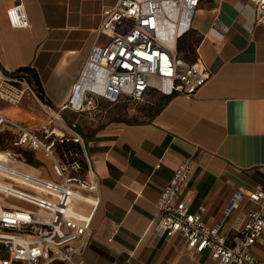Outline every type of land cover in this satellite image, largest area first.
I'll list each match as a JSON object with an SVG mask.
<instances>
[{
	"label": "crops",
	"instance_id": "0c3cea01",
	"mask_svg": "<svg viewBox=\"0 0 264 264\" xmlns=\"http://www.w3.org/2000/svg\"><path fill=\"white\" fill-rule=\"evenodd\" d=\"M116 1L0 0V68H30L48 104L61 106L92 46L106 40L99 32L103 11ZM17 3L29 19L26 27L7 19L6 8ZM184 35L192 39L191 62L199 60L210 71L194 94L152 88L136 111L143 116L138 120L117 113L125 95L116 102L97 98L93 110H62V117L84 121L79 128L100 202L84 251L73 261L43 264H218L208 251L194 256L180 233L158 236L155 230L160 192L186 158L192 167L177 198L228 240L240 234L256 205L236 191L264 186V21H256L249 0H201ZM24 104L0 102V110L21 116L29 127L46 119ZM251 252L264 262V230Z\"/></svg>",
	"mask_w": 264,
	"mask_h": 264
},
{
	"label": "built area",
	"instance_id": "2783aa9c",
	"mask_svg": "<svg viewBox=\"0 0 264 264\" xmlns=\"http://www.w3.org/2000/svg\"><path fill=\"white\" fill-rule=\"evenodd\" d=\"M200 1L117 0L106 7L99 28L106 40L92 46L68 99L57 108L41 99L24 74L0 68V102L19 105L26 99L46 115L38 126L29 127L0 110V144L10 143L0 146V264L73 261L84 251L100 191L86 140L77 123H66L61 112L93 110L97 98L142 99L152 88L165 95L194 94L210 71L199 60L184 59L177 42L190 30ZM249 1L256 21H264V0ZM6 15L13 27L29 25L21 3L7 7ZM22 152L41 155V172L26 169ZM191 167L190 158L182 160L163 186L157 235L180 233L194 256L208 251L218 264H264L251 252L264 230V186L238 187L236 197L247 195L256 208L247 213L240 234L228 240L217 225L203 222L199 210L177 198Z\"/></svg>",
	"mask_w": 264,
	"mask_h": 264
},
{
	"label": "rangeland",
	"instance_id": "374dc122",
	"mask_svg": "<svg viewBox=\"0 0 264 264\" xmlns=\"http://www.w3.org/2000/svg\"><path fill=\"white\" fill-rule=\"evenodd\" d=\"M178 43L180 45H182V47L184 48L185 51L187 50L188 58H185V59L190 60V61L193 60L194 56H193V51L191 49L192 39L184 36L180 40H178L177 44ZM179 53L182 56L184 54L183 51L179 52ZM151 95H152V90H151ZM145 100H147L145 97L142 99H138V100L127 97L126 100L124 101V104L119 106V110L117 111V113H119V116H121V112L124 113L122 117L128 121L129 120H138L139 118L142 119L143 116H139V114L138 115H135V114H136V111H138L143 106V104H145ZM24 103H25L24 105H26L28 107L30 106V107H32V109L39 108V110L42 111L39 106L35 105L32 102H29V100H27V101L24 100ZM17 117H18V115H17ZM19 117L21 120L17 119V118L16 119L19 120V122L23 123L22 117L21 116H19ZM63 118L66 121V123L76 122L78 127H80V128L84 124V121L81 119L82 117H80V119H78V120H76V118H74V117L70 118L69 116H63ZM40 122H42V121H40ZM23 124H25V123H23ZM8 141H9V139H8ZM8 141H6V140L2 141L0 146H2V147L9 146L10 143ZM28 153H29L28 157L32 159V162H30L28 164L32 165L33 167H39L40 165H45L44 163L40 162V160H39V158L42 159L40 154H37L36 155L37 157H36L35 155L31 154V152H28ZM33 167L28 166V167H26V169H28L29 171H32V172H41L40 169L36 170V168H33Z\"/></svg>",
	"mask_w": 264,
	"mask_h": 264
},
{
	"label": "trees",
	"instance_id": "16d2710c",
	"mask_svg": "<svg viewBox=\"0 0 264 264\" xmlns=\"http://www.w3.org/2000/svg\"><path fill=\"white\" fill-rule=\"evenodd\" d=\"M184 36L185 35L181 36L178 40H180ZM191 49L193 51V43H192ZM177 50H178V52L183 51L184 52L183 56L180 53L179 54L184 58H188L187 50L185 51L184 48L182 47V45H180L179 43L177 44ZM18 72H21L22 74H24L28 78V80L30 81L32 86L35 88L36 92L41 97V99L44 102L49 103L48 100L44 96L43 90H42L41 85H40V81H39L37 75L35 74V72L28 67L21 68L18 70ZM22 154L26 157L28 163L32 162V159L28 157V154H29L28 152H22Z\"/></svg>",
	"mask_w": 264,
	"mask_h": 264
}]
</instances>
